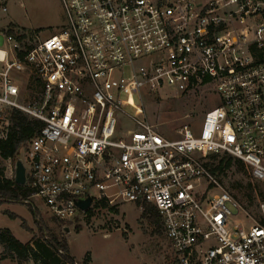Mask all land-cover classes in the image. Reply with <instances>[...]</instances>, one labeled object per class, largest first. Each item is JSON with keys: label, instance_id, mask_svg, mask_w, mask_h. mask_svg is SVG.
<instances>
[{"label": "built area", "instance_id": "1", "mask_svg": "<svg viewBox=\"0 0 264 264\" xmlns=\"http://www.w3.org/2000/svg\"><path fill=\"white\" fill-rule=\"evenodd\" d=\"M60 2L66 23L47 37L0 32V138L13 109L43 122L21 153L25 202L66 225L152 205L177 264H264V199L254 215L209 165L231 155L264 185V0ZM25 71L41 84L34 104ZM203 85L219 101L196 129L171 139L149 123L144 98ZM121 118L134 127L119 135Z\"/></svg>", "mask_w": 264, "mask_h": 264}, {"label": "rangeland", "instance_id": "2", "mask_svg": "<svg viewBox=\"0 0 264 264\" xmlns=\"http://www.w3.org/2000/svg\"><path fill=\"white\" fill-rule=\"evenodd\" d=\"M0 0V32L4 35L9 30L25 31L30 37L37 34L45 38L56 32L66 23L60 0ZM6 7V10L4 8ZM61 13L63 14L62 20ZM57 28V29H56ZM24 102L41 98V84L29 71L18 76ZM219 97L213 85H203L187 92H174L167 88L159 94H151L144 98L145 114L149 123L164 136L177 139L184 126L196 129L204 113L218 104ZM137 103H140L138 99ZM127 112L134 114L131 107ZM144 114L140 118H144ZM119 135L134 127L133 123L121 118ZM5 126L1 120L0 127ZM217 161V160H214ZM5 177L14 178L15 160H2ZM247 168L233 164L222 177L223 186L236 195L245 207L244 195H251L253 206L251 213L258 215L257 203L264 190L262 183L255 182L246 174ZM234 185L232 188L231 186ZM36 207L28 202H4L0 204V230L8 228L22 242L30 241L33 236H41L38 221L44 226L46 236L56 234L67 239L70 251L79 264L89 255L88 264H177L175 251L172 248L163 226L151 222L143 216V211L134 203H123L120 207H99L92 211L85 220L80 221L81 229L76 224L59 222L38 197L32 200ZM36 210V211H35ZM35 211V213H34ZM15 213L16 218L9 214ZM22 221L25 225H22ZM66 227L70 228L66 231ZM2 259L6 264H19L14 254L2 243ZM16 262V263H13ZM4 263V264H5ZM20 264H37L27 256Z\"/></svg>", "mask_w": 264, "mask_h": 264}, {"label": "trees", "instance_id": "3", "mask_svg": "<svg viewBox=\"0 0 264 264\" xmlns=\"http://www.w3.org/2000/svg\"><path fill=\"white\" fill-rule=\"evenodd\" d=\"M9 121V131L6 138H0V204L10 201L24 202L32 194V189L28 188L26 185L18 184L15 182L14 178L5 177L2 160H15L21 155L28 141L43 125L41 120L31 118L19 109H13L9 112ZM215 160L217 161L210 162L209 165L215 173H222L223 176L226 174L225 171L235 163L240 165L243 169L245 168L241 160L231 155H223L221 158L215 157ZM246 174L255 181L252 183L256 185L257 181L251 176L248 170ZM231 187L233 188L234 185ZM260 197L264 199V190L261 191ZM244 198L246 200L245 207L250 210L254 205L253 199L251 195H244ZM102 205L107 206L105 202H102ZM110 208L115 207L111 206ZM9 215L12 218L17 217V215L12 212ZM142 215L147 217L151 222L162 225L160 214L154 206L146 205ZM22 225H25L24 221H22ZM38 226L41 236H33V238L27 242H22L17 239L8 228L1 229L0 243L6 246L10 255L11 253L14 254L15 260L19 264L22 263L27 256L33 258L37 264H79L70 251L67 239L59 237L56 234H51V236L48 237L44 232V226L40 224L39 221ZM75 229L80 231L81 225L76 224ZM90 262L89 255H87L84 259V264Z\"/></svg>", "mask_w": 264, "mask_h": 264}, {"label": "water", "instance_id": "4", "mask_svg": "<svg viewBox=\"0 0 264 264\" xmlns=\"http://www.w3.org/2000/svg\"><path fill=\"white\" fill-rule=\"evenodd\" d=\"M14 180L18 184L25 185L26 183V166L23 162V158L21 155H19L15 159V174H14ZM91 203V197H88L85 200H79L78 204L82 209L88 208V206ZM70 228L66 227V231H69Z\"/></svg>", "mask_w": 264, "mask_h": 264}, {"label": "crops", "instance_id": "5", "mask_svg": "<svg viewBox=\"0 0 264 264\" xmlns=\"http://www.w3.org/2000/svg\"><path fill=\"white\" fill-rule=\"evenodd\" d=\"M59 0H57V3H59L58 2ZM61 19L60 20H62V18H63V14L61 13V17H60ZM57 29V28H56ZM5 260H8V259H2V264H4L6 261ZM13 263H16V262H13ZM6 264V263H5Z\"/></svg>", "mask_w": 264, "mask_h": 264}]
</instances>
